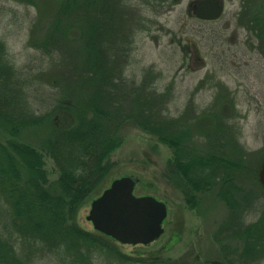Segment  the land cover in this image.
I'll return each instance as SVG.
<instances>
[{
    "label": "trees",
    "instance_id": "trees-1",
    "mask_svg": "<svg viewBox=\"0 0 264 264\" xmlns=\"http://www.w3.org/2000/svg\"><path fill=\"white\" fill-rule=\"evenodd\" d=\"M8 1L32 7L36 15L23 19L25 48L33 55L22 65L14 64L0 41V264L136 263L77 221L98 192L126 126L171 149L167 176L179 180L192 208L195 195L213 187L222 202L238 205L229 188L238 191L234 183L242 173L259 183V169L241 158L235 144L229 108L216 109L223 102L200 114L187 109L168 117L172 83L159 90L153 67L133 79L126 75L136 36L153 21L147 12L159 16L179 0ZM240 1L249 40L264 57V0ZM201 116L211 121L200 122ZM25 135L40 144L25 142ZM43 155L56 165L52 182ZM261 211L243 231L248 262L264 260Z\"/></svg>",
    "mask_w": 264,
    "mask_h": 264
},
{
    "label": "rangeland",
    "instance_id": "rangeland-1",
    "mask_svg": "<svg viewBox=\"0 0 264 264\" xmlns=\"http://www.w3.org/2000/svg\"><path fill=\"white\" fill-rule=\"evenodd\" d=\"M197 1L179 0L177 5L164 8L159 16L147 12L153 21L148 30L136 36L131 55L134 63L126 75L133 79L135 72L153 67L160 78L159 90L172 83L168 117L178 118L187 109L200 114L220 105L215 101L223 102L216 109L225 105L229 108L228 123L236 130L233 135L241 158L253 161L252 165L260 169L264 161V57L253 49L256 43L249 40L247 16L240 0H222L223 13L213 22L195 17L193 8ZM27 14L33 17L35 9L0 0V41L6 44L17 67L25 57L33 55L32 50L25 48L27 26L23 28L22 24ZM33 64L38 65L37 59ZM140 79L143 77L139 74ZM218 95L222 96L221 101L216 100ZM207 120L211 118L201 116L199 121ZM120 131L122 145L109 157L98 192L78 212L81 228L95 233L86 221L91 202L112 181L131 177L137 180L135 196H152L167 207L164 233L152 244L121 245L107 238L135 264H264V260L248 262L243 255V231L259 221L264 207V190L258 182H248L243 173L236 179L238 191L229 188L236 206L222 202L213 187L205 194L195 195L196 206L192 208L184 201L179 180L170 181L167 176L172 168L171 149L138 128L126 126ZM26 137L25 142L40 144ZM43 158L47 179L52 182L58 177L56 165L52 158ZM177 236L178 240L169 245Z\"/></svg>",
    "mask_w": 264,
    "mask_h": 264
},
{
    "label": "water",
    "instance_id": "water-1",
    "mask_svg": "<svg viewBox=\"0 0 264 264\" xmlns=\"http://www.w3.org/2000/svg\"><path fill=\"white\" fill-rule=\"evenodd\" d=\"M224 10L222 0H198L196 18L202 21L219 19ZM264 189V162L258 172ZM137 180L123 177L112 181L90 204L86 221L97 233L121 245L147 246L164 233L162 224L167 217L165 203L152 196L134 195Z\"/></svg>",
    "mask_w": 264,
    "mask_h": 264
},
{
    "label": "flooded vegetation",
    "instance_id": "flooded-vegetation-1",
    "mask_svg": "<svg viewBox=\"0 0 264 264\" xmlns=\"http://www.w3.org/2000/svg\"><path fill=\"white\" fill-rule=\"evenodd\" d=\"M193 12H194V14H195V17H196V12H195V5H194V8H193Z\"/></svg>",
    "mask_w": 264,
    "mask_h": 264
}]
</instances>
